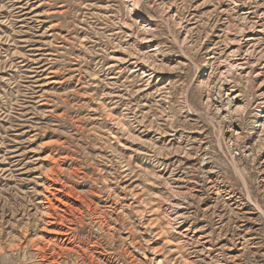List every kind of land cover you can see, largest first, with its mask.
Segmentation results:
<instances>
[{
    "label": "rangeland",
    "instance_id": "obj_1",
    "mask_svg": "<svg viewBox=\"0 0 264 264\" xmlns=\"http://www.w3.org/2000/svg\"><path fill=\"white\" fill-rule=\"evenodd\" d=\"M263 102L264 0H0V264L51 169L99 209L60 264H264Z\"/></svg>",
    "mask_w": 264,
    "mask_h": 264
},
{
    "label": "bare ground",
    "instance_id": "obj_2",
    "mask_svg": "<svg viewBox=\"0 0 264 264\" xmlns=\"http://www.w3.org/2000/svg\"><path fill=\"white\" fill-rule=\"evenodd\" d=\"M46 184V195H43V200L39 204L43 217L46 219V225L49 226L46 232L50 235L49 240L52 242L44 243L43 246L36 245L35 251L39 258L41 257L40 260L47 264H60L61 258L65 254L77 253L85 256L87 251H84L82 247L83 242L78 236L76 222L86 210H95L98 213V207L96 205L92 207L94 204H90L88 197L78 193L62 181L55 170L51 169L47 173ZM104 214L100 211L99 218H103Z\"/></svg>",
    "mask_w": 264,
    "mask_h": 264
}]
</instances>
